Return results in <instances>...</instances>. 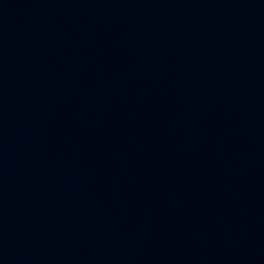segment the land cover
I'll use <instances>...</instances> for the list:
<instances>
[{
	"label": "water",
	"instance_id": "1",
	"mask_svg": "<svg viewBox=\"0 0 264 264\" xmlns=\"http://www.w3.org/2000/svg\"><path fill=\"white\" fill-rule=\"evenodd\" d=\"M0 264H264V0H0Z\"/></svg>",
	"mask_w": 264,
	"mask_h": 264
}]
</instances>
